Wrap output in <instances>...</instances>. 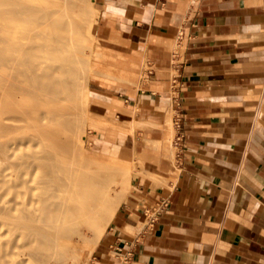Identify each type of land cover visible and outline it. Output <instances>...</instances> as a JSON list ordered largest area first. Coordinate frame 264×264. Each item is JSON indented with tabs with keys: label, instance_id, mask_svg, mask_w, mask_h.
<instances>
[{
	"label": "crops",
	"instance_id": "obj_1",
	"mask_svg": "<svg viewBox=\"0 0 264 264\" xmlns=\"http://www.w3.org/2000/svg\"><path fill=\"white\" fill-rule=\"evenodd\" d=\"M96 4L141 77L96 93L135 167L91 264H264V0Z\"/></svg>",
	"mask_w": 264,
	"mask_h": 264
},
{
	"label": "bare ground",
	"instance_id": "obj_2",
	"mask_svg": "<svg viewBox=\"0 0 264 264\" xmlns=\"http://www.w3.org/2000/svg\"><path fill=\"white\" fill-rule=\"evenodd\" d=\"M84 1L0 0V264H65L69 240L118 208L109 154L81 151L80 118L54 106L84 80Z\"/></svg>",
	"mask_w": 264,
	"mask_h": 264
},
{
	"label": "rangeland",
	"instance_id": "obj_3",
	"mask_svg": "<svg viewBox=\"0 0 264 264\" xmlns=\"http://www.w3.org/2000/svg\"><path fill=\"white\" fill-rule=\"evenodd\" d=\"M92 1H84L91 15L85 26L82 41L85 47L81 53L84 61L83 83L74 98L63 94L57 100L58 102L54 103V106L58 109L59 114L75 113L80 118L81 123L76 130L79 137L76 134L75 138L79 141L80 150L83 147L81 151L85 150L86 155H92L93 152L102 155L109 154L111 163L109 169L115 180L112 193L116 197L114 205L119 206L129 192L128 180L135 167V165L129 164L132 163L131 160L126 157L120 146L125 135L134 133L133 122L120 121L117 117L113 118L102 114L95 104V101L98 100L96 93L109 91L119 85H136L141 75L136 66H129L126 63L124 46L115 41L106 40L99 35L98 29L96 30L98 12L92 13ZM95 6L97 7V4ZM137 127L144 128L140 124ZM166 131L167 139L164 142L156 143L159 147L171 146L174 136V127L171 122ZM88 152L92 153L88 154ZM94 153L93 155H95ZM108 216L109 213L98 212L93 227L85 226L80 237L69 240L65 264H91L93 260L91 251L97 243L99 232L106 229L104 224Z\"/></svg>",
	"mask_w": 264,
	"mask_h": 264
},
{
	"label": "built area",
	"instance_id": "obj_4",
	"mask_svg": "<svg viewBox=\"0 0 264 264\" xmlns=\"http://www.w3.org/2000/svg\"><path fill=\"white\" fill-rule=\"evenodd\" d=\"M169 206L168 201H163L161 207L158 210L153 211L152 215H151V220L152 222L155 221V217H157L158 215H160L161 213H163Z\"/></svg>",
	"mask_w": 264,
	"mask_h": 264
}]
</instances>
